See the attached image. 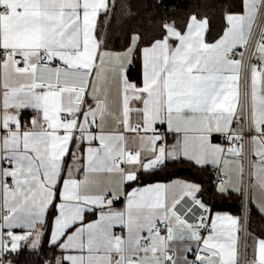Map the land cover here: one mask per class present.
Wrapping results in <instances>:
<instances>
[{
    "label": "snow or ice",
    "instance_id": "1",
    "mask_svg": "<svg viewBox=\"0 0 264 264\" xmlns=\"http://www.w3.org/2000/svg\"><path fill=\"white\" fill-rule=\"evenodd\" d=\"M185 165L242 215L161 178ZM249 205L264 0H0V264H264Z\"/></svg>",
    "mask_w": 264,
    "mask_h": 264
},
{
    "label": "trees",
    "instance_id": "2",
    "mask_svg": "<svg viewBox=\"0 0 264 264\" xmlns=\"http://www.w3.org/2000/svg\"><path fill=\"white\" fill-rule=\"evenodd\" d=\"M209 2H212V0H209ZM216 14L217 13H213V15ZM168 176H171L172 178H181L185 180H192L197 183H202L205 188L204 199L209 203H211L210 201L212 200L213 208H216L218 205L223 204V201H225L219 196L212 195L214 190V184L212 183V181H214V171L210 168L208 169V171L201 172L187 165L177 166L174 169H169L168 173L161 174L162 179H167ZM233 198V205H231L229 208H232L234 212L238 213L241 199H239L240 197L237 196H234ZM249 231L255 233L257 236H264V216H261V214L254 209L250 210ZM42 247L43 252L48 253V255L50 256L51 253L49 252L48 244L44 242ZM34 262L35 255L31 252L19 253L17 258L14 259L15 264H34Z\"/></svg>",
    "mask_w": 264,
    "mask_h": 264
},
{
    "label": "crops",
    "instance_id": "3",
    "mask_svg": "<svg viewBox=\"0 0 264 264\" xmlns=\"http://www.w3.org/2000/svg\"><path fill=\"white\" fill-rule=\"evenodd\" d=\"M209 168L211 169V167H209ZM214 187H215V185H214ZM234 196L240 197L239 195H237L235 193H233L230 196H225V197H223V200H225V201H223V204L218 205L216 208H213V210L214 211H219V212H227V213H229L231 215H234V216H241V202H240V207H239V212L238 213L234 212L232 210V208H229L231 205H233L232 202H234V198H233ZM239 199H241V201H242V197H240ZM231 200H233V201H231ZM210 202L213 205V201L211 200ZM251 209L257 210V208L254 205H251ZM44 242L47 243V236L44 237L43 243ZM43 243H42V245H43ZM22 252H30V251L28 249H26V248H22L19 253H22Z\"/></svg>",
    "mask_w": 264,
    "mask_h": 264
},
{
    "label": "built area",
    "instance_id": "4",
    "mask_svg": "<svg viewBox=\"0 0 264 264\" xmlns=\"http://www.w3.org/2000/svg\"><path fill=\"white\" fill-rule=\"evenodd\" d=\"M216 179V177H215V174H214V180ZM242 200H243V197H242ZM242 202V201H241ZM211 204V203H210ZM212 205V204H211ZM249 209L251 210V205H249ZM241 215H242V210H241ZM249 218H250V211H249V216H248V225H249ZM18 254L19 253H17V254H13L12 256H11V259L13 260V264H15L14 263V259H16L17 258V256H18ZM41 255H43V254H41ZM36 260H37V256L35 255V262H34V264H36Z\"/></svg>",
    "mask_w": 264,
    "mask_h": 264
}]
</instances>
